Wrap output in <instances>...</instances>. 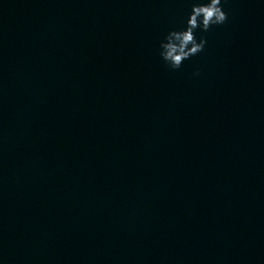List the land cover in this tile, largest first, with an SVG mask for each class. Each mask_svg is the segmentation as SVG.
Wrapping results in <instances>:
<instances>
[{"label":"clouds","instance_id":"clouds-1","mask_svg":"<svg viewBox=\"0 0 264 264\" xmlns=\"http://www.w3.org/2000/svg\"><path fill=\"white\" fill-rule=\"evenodd\" d=\"M228 19L221 6V0H206L194 3L186 21V27L181 30H171L160 42V57L171 70L180 69L183 62L201 53L207 40L201 37L197 40L196 30L207 32L214 25H222Z\"/></svg>","mask_w":264,"mask_h":264}]
</instances>
